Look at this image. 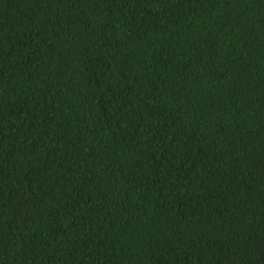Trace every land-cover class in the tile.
<instances>
[{"label": "trees", "instance_id": "1", "mask_svg": "<svg viewBox=\"0 0 264 264\" xmlns=\"http://www.w3.org/2000/svg\"><path fill=\"white\" fill-rule=\"evenodd\" d=\"M0 264H264V0H0Z\"/></svg>", "mask_w": 264, "mask_h": 264}]
</instances>
